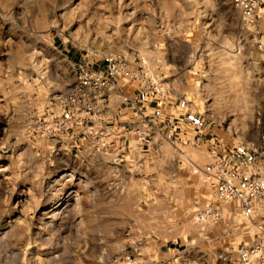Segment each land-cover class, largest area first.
Here are the masks:
<instances>
[{"label":"rangeland","instance_id":"rangeland-1","mask_svg":"<svg viewBox=\"0 0 264 264\" xmlns=\"http://www.w3.org/2000/svg\"><path fill=\"white\" fill-rule=\"evenodd\" d=\"M222 1L238 30L223 33L216 0H0V264H219L251 243L261 213L216 202L192 131L113 156L58 126L76 65L101 68L115 53L140 83L163 85L161 103L168 90L190 120L207 115L230 131L226 143L242 134L262 144L264 75L239 57L245 37L264 31ZM225 35L235 59L213 44ZM208 205L219 219H197ZM168 247L174 263L158 257Z\"/></svg>","mask_w":264,"mask_h":264},{"label":"built area","instance_id":"built-area-1","mask_svg":"<svg viewBox=\"0 0 264 264\" xmlns=\"http://www.w3.org/2000/svg\"><path fill=\"white\" fill-rule=\"evenodd\" d=\"M231 1L243 22L247 25L254 24L261 0ZM100 60L103 66L98 69L83 62L76 65L70 89L57 97L62 106L58 126L79 127V132L89 138L91 146L107 154L111 151V142L108 139V126L102 123L105 108L101 92L119 77L135 81L141 78V74L139 70L130 68L121 55L106 53ZM140 84L152 91L153 96L164 99V87L156 79H146L144 75ZM131 133L136 135L139 143L146 141V131L134 128ZM260 139L262 144L249 147L221 145L216 142V151L200 168L203 182L209 186L218 204L235 201L242 215L248 219L256 210L261 213L260 220L254 222L251 243L240 248L233 257L222 254L219 256V264H264V132ZM220 216L218 206L208 205L198 213L197 219L210 217L217 220Z\"/></svg>","mask_w":264,"mask_h":264},{"label":"crops","instance_id":"crops-1","mask_svg":"<svg viewBox=\"0 0 264 264\" xmlns=\"http://www.w3.org/2000/svg\"><path fill=\"white\" fill-rule=\"evenodd\" d=\"M226 1L232 9L237 11L231 0ZM216 5H220L219 9H224V18L221 25L223 33L225 31L238 30L240 26L238 22L236 23L233 15L229 14V11L226 10L225 3L222 0H216ZM256 26L258 30L264 31V0H261L257 11ZM226 36L224 38H214L213 44H217L218 42L222 45H228L225 60H232L236 57L233 52L235 49V39H231L228 36V39H226ZM203 43L206 42L203 41ZM244 45L245 47L242 48L243 52L239 60L243 59L244 62L247 61L249 63L248 67H251L253 70L257 67L260 70L258 74L264 75V34L245 37ZM74 58L78 60L77 56H74ZM94 68L98 69L99 66ZM202 72L204 71L202 70ZM261 82L258 83L259 90H264V81ZM169 90L172 91L171 88ZM165 94V101L161 103V101L157 100V96H153L152 91L146 89V86H142L138 80L131 81L123 77L117 78L102 90L101 101L105 108L102 123L108 126V139L111 142V152H108L107 155L114 156L120 150L125 151L127 148L129 152L135 151L137 153L145 148L155 150V147L159 148L158 144L161 141L169 138V134L182 136L183 133H188V131H192V135L197 136L198 141L204 142L209 159L216 151V142L229 146H251L249 141L245 140L244 136H241L242 134L237 135L236 138L232 136V139H234L232 143H226V137L229 138L230 131L218 127L213 119L207 115L201 119L193 118L190 120L187 117L188 111L175 105L178 97H174L168 90L165 91ZM260 119L264 120V116L260 117ZM150 124L147 138L151 137L152 140L139 143L136 135L131 133L132 129L140 128L145 130L146 125ZM172 250L174 249L170 247L166 251L159 248L157 254L161 256L158 257L161 260L163 258L164 261L169 262L171 260L174 263L175 256Z\"/></svg>","mask_w":264,"mask_h":264}]
</instances>
